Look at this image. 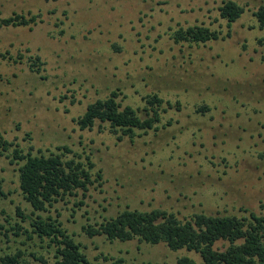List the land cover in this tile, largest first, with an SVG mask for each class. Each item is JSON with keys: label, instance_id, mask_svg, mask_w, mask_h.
I'll use <instances>...</instances> for the list:
<instances>
[{"label": "rangeland", "instance_id": "374dc122", "mask_svg": "<svg viewBox=\"0 0 264 264\" xmlns=\"http://www.w3.org/2000/svg\"><path fill=\"white\" fill-rule=\"evenodd\" d=\"M226 1L0 0V18L37 17L30 26L0 27V133L15 145L0 149V256L21 251L26 263L41 264L36 254L54 264L57 247L31 225L52 216L95 264H177L182 257L203 264L186 249L90 237L84 227L127 208L182 220L264 216V29L255 17L264 0H231L245 12L230 25L220 11ZM196 25L220 39L176 42L177 30ZM113 92L140 113L156 94L167 111L156 129L133 138L119 139L99 122L82 130L77 120L88 106ZM16 147L90 159L94 184L85 196L77 191L36 212L20 189Z\"/></svg>", "mask_w": 264, "mask_h": 264}, {"label": "trees", "instance_id": "16d2710c", "mask_svg": "<svg viewBox=\"0 0 264 264\" xmlns=\"http://www.w3.org/2000/svg\"><path fill=\"white\" fill-rule=\"evenodd\" d=\"M220 11L222 18L226 19L229 25L237 22L245 12L243 7L231 0L224 2ZM255 17L260 28L264 29V6L258 9ZM36 23V16L28 19L25 15L15 14L9 18H0V27H26ZM220 36V32L198 25L180 28L174 34L177 43L197 44L217 41ZM260 43L264 46V38ZM36 61L39 62L40 58L37 57ZM36 65L35 63L34 67ZM36 71L39 73L41 69L38 67ZM119 97L118 92H113L110 97L90 104L86 113L77 120L80 128L92 130L99 122L109 124L114 133H121L119 139L125 136L133 138L136 131L147 132L156 129V125L161 123L162 113L167 111L163 108L164 100L156 94L147 98L148 107L141 113L131 106H123L118 101ZM14 146L0 133V149L3 152ZM59 150L72 153L68 147ZM13 161L23 163L19 168L20 189L36 212L48 211V207L67 196L75 195L77 191H83L85 196L94 184L91 169L95 165L90 159L85 163L81 157L67 160L65 154H24L16 147ZM5 197L0 181V201ZM18 212L24 219L27 218L20 208ZM249 213L248 217L200 213L191 219L182 220L175 213L162 209L143 212L127 208L97 226L84 227V231L90 237L105 236L110 241L128 242L138 238L152 245L164 243L172 251L186 249L199 254L203 264H264V216ZM31 225L33 233L39 239H49L50 247H57L54 264H95L84 252L82 245L57 219L52 216H38ZM219 241H227L230 245L225 251H221L215 248ZM24 255L19 251L14 255L0 256V264H29L24 262ZM32 255L41 264H50L44 257ZM177 264L199 263L193 258L182 257Z\"/></svg>", "mask_w": 264, "mask_h": 264}]
</instances>
